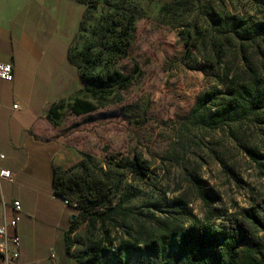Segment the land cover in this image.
I'll list each match as a JSON object with an SVG mask.
<instances>
[{"label":"trees","instance_id":"trees-1","mask_svg":"<svg viewBox=\"0 0 264 264\" xmlns=\"http://www.w3.org/2000/svg\"><path fill=\"white\" fill-rule=\"evenodd\" d=\"M199 3L171 0L160 12L165 19L175 17L181 7L191 12ZM257 3V17L207 13L201 28L196 22L182 25L179 34L185 49L201 54L204 65L200 70L212 83L197 95L181 121L186 131H217L250 116L257 118L264 110V0ZM137 18L127 7L115 5L99 17L87 42L73 48L70 59L85 96L54 103L47 111L53 124L63 118L65 110L78 116L120 99V92L134 82L137 64L128 73L115 65L127 56ZM242 148L257 161L255 149ZM80 155L68 168H53L54 193L73 210L63 232L64 253L77 263L264 264V194L234 209L216 225L213 198L208 194L199 190L204 206L201 217L193 213L187 191L168 198L165 190L155 189L156 197L140 202L136 187L114 179L91 154ZM106 158L112 168L126 170L134 178H153L148 161L138 153ZM190 183L201 189L196 182ZM81 223L88 242L72 250L71 234Z\"/></svg>","mask_w":264,"mask_h":264},{"label":"rangeland","instance_id":"rangeland-1","mask_svg":"<svg viewBox=\"0 0 264 264\" xmlns=\"http://www.w3.org/2000/svg\"><path fill=\"white\" fill-rule=\"evenodd\" d=\"M259 1L200 0L191 12L181 7L177 16L165 19L160 9L171 0H91L74 47L87 42L101 15L115 5L127 7L138 18L127 56L115 67L128 73L137 64L139 70L134 72V82L120 92V99L88 114L77 116L64 111L62 125L69 146L80 157V152L91 154L98 166L123 185L136 187L140 202L156 197L155 189L165 190L168 198L187 191L193 213L201 217L204 206L199 190L208 194L213 198L216 225H221L234 209L264 194V110L257 118L250 116V120L213 132L186 131L181 124L197 95L212 84L200 70L204 65L201 54L185 49L179 34L182 25L196 22L201 28L206 25L207 13L257 17ZM76 82L77 72L72 74L71 85ZM69 95L85 96L75 89ZM244 146L259 153L257 161L243 152ZM132 153L148 161L152 179L139 180L107 164L108 154L120 157ZM71 237L72 250L87 244L84 223ZM55 264L79 263L57 250Z\"/></svg>","mask_w":264,"mask_h":264},{"label":"crops","instance_id":"crops-1","mask_svg":"<svg viewBox=\"0 0 264 264\" xmlns=\"http://www.w3.org/2000/svg\"><path fill=\"white\" fill-rule=\"evenodd\" d=\"M89 2L0 0V62L13 72L11 81L0 79V168L11 173L0 179V225L12 218L13 200L21 205L16 226H6L20 240L11 264H55L56 251L64 252L73 210L54 193L53 168L80 156L69 146L63 118L53 124L47 111L80 96L69 95L80 90L78 82L71 85L77 69L70 55Z\"/></svg>","mask_w":264,"mask_h":264},{"label":"built area","instance_id":"built-area-1","mask_svg":"<svg viewBox=\"0 0 264 264\" xmlns=\"http://www.w3.org/2000/svg\"><path fill=\"white\" fill-rule=\"evenodd\" d=\"M13 78L12 66L10 63L0 62V79L11 81ZM16 107V105H13ZM2 157V155H0ZM0 179L10 180L11 173L8 169L0 168ZM65 205H69L67 200H63ZM13 215L8 222L0 225V259L3 264H11L19 256L20 240L18 235L9 236L6 232V226L15 227L21 212V205L18 200L12 201ZM11 246V248H10Z\"/></svg>","mask_w":264,"mask_h":264},{"label":"water","instance_id":"water-1","mask_svg":"<svg viewBox=\"0 0 264 264\" xmlns=\"http://www.w3.org/2000/svg\"><path fill=\"white\" fill-rule=\"evenodd\" d=\"M74 216H72V218H73Z\"/></svg>","mask_w":264,"mask_h":264}]
</instances>
